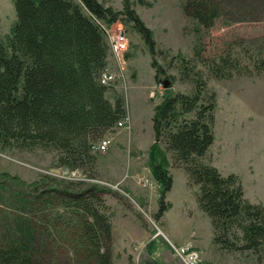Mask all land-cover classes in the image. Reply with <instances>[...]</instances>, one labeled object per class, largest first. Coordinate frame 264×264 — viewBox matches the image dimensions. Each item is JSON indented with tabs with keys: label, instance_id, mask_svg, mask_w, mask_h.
I'll list each match as a JSON object with an SVG mask.
<instances>
[{
	"label": "trees",
	"instance_id": "1",
	"mask_svg": "<svg viewBox=\"0 0 264 264\" xmlns=\"http://www.w3.org/2000/svg\"><path fill=\"white\" fill-rule=\"evenodd\" d=\"M13 5L15 21L0 37V151L50 152L56 167L95 179L93 146L125 116L123 95L99 81L110 56L100 24L132 25L150 47L155 81L175 78L156 62L151 31L126 1L122 10L98 0ZM182 6L184 16L205 30L220 17L217 0H184ZM261 54L260 48L248 54V65L230 46L215 59L203 57L198 46L190 57L176 56L178 79L188 91L168 94L154 107L148 153L151 176L161 187L155 219L169 208L165 194L172 185L169 171L154 163V149L162 146L171 166L182 169L195 188L197 206L210 220L212 244L258 261L264 258V207L244 197L236 174L222 175L209 161L217 101L198 63L208 75L229 78L251 68L261 72ZM0 179L9 184L8 190L0 186V197L21 210L16 220L24 224L0 236V264H113V224L103 188L51 176L35 185L6 173Z\"/></svg>",
	"mask_w": 264,
	"mask_h": 264
},
{
	"label": "rangeland",
	"instance_id": "2",
	"mask_svg": "<svg viewBox=\"0 0 264 264\" xmlns=\"http://www.w3.org/2000/svg\"><path fill=\"white\" fill-rule=\"evenodd\" d=\"M98 1L114 10H122L125 1L129 4L151 31L153 57L175 78L173 86L163 89L155 81L148 43L132 25L118 21L125 31L128 47L122 75L110 90L123 95L130 127L114 128L103 136L109 143L105 152L94 151L98 162L96 178L81 173L79 177H70V173L56 167L53 153L41 150L0 151V174L15 176L27 185L38 184L44 176H51L103 188L113 224V264H183L175 250L182 245H189L197 253V264H264V258L258 261L248 253H227L212 244L210 220L197 206L195 188L189 187L182 169L171 166L162 146L154 149V163L169 171L172 185L165 194L169 208L155 219L161 187L144 162L147 156L135 147H148L153 137L154 107L168 94L188 91L178 79L176 56L190 57L198 46L203 57L215 59L230 46L241 64H250L248 54L256 53L259 48L264 59V0H217L220 17L207 30L184 16V0ZM14 21L13 0H0V37L9 34ZM100 25L108 31L117 29V23ZM109 57L112 63L113 58ZM198 67L205 72L217 101L214 140L207 151L209 161L222 175L236 174L244 197L264 207V69L257 73L251 68L249 74L215 78L208 75L201 63ZM125 184H129L130 191L124 188ZM2 187L8 190L9 184ZM12 205L10 199L0 197V236L6 230L24 228L16 220L21 210Z\"/></svg>",
	"mask_w": 264,
	"mask_h": 264
},
{
	"label": "built area",
	"instance_id": "3",
	"mask_svg": "<svg viewBox=\"0 0 264 264\" xmlns=\"http://www.w3.org/2000/svg\"><path fill=\"white\" fill-rule=\"evenodd\" d=\"M116 23L117 29H114L113 31H108L104 26H101L107 38L110 56L113 58L112 63L108 61L99 79L100 83L106 87L113 86L116 83L118 76L122 75L120 74L122 70L121 67L124 64V54L126 53L128 47V40L126 38L125 31L118 22ZM114 24L115 23L112 25ZM129 124V116L125 115L116 123L115 128L126 129L129 127ZM108 143L109 142L107 140L102 139L95 146H93V150L98 153H103L106 151ZM63 171L70 173V177H79L81 175L78 170H68L63 168ZM82 180L86 181V179ZM141 184L143 186L145 185L144 181L142 182V179ZM175 250L183 264H197V253L193 251L189 245H182L175 248Z\"/></svg>",
	"mask_w": 264,
	"mask_h": 264
},
{
	"label": "crops",
	"instance_id": "4",
	"mask_svg": "<svg viewBox=\"0 0 264 264\" xmlns=\"http://www.w3.org/2000/svg\"><path fill=\"white\" fill-rule=\"evenodd\" d=\"M109 60H110V57L108 58ZM129 116V115H128ZM129 127H130V125H129ZM129 130H130V128H129ZM128 130V131H129ZM153 144V137H152V139H150V141H149V143H148V147H146V148H139V147H137L136 145H135V147L139 150V151H143V153L147 156V160L146 161H144V162H146V164H147V167L149 168V149H150V147H151V145ZM171 163V162H170ZM96 166H97V168H98V162L96 161ZM124 188L127 190V191H130L131 190V187L129 186V184H125L124 185Z\"/></svg>",
	"mask_w": 264,
	"mask_h": 264
},
{
	"label": "water",
	"instance_id": "5",
	"mask_svg": "<svg viewBox=\"0 0 264 264\" xmlns=\"http://www.w3.org/2000/svg\"><path fill=\"white\" fill-rule=\"evenodd\" d=\"M159 85L163 88V89H167L173 86V83L168 79V78H162L159 81Z\"/></svg>",
	"mask_w": 264,
	"mask_h": 264
}]
</instances>
